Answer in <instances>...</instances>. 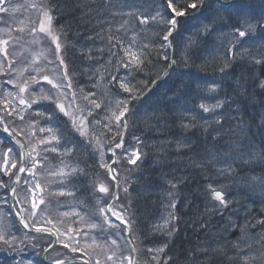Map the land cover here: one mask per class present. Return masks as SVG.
<instances>
[{"label":"trees","instance_id":"16d2710c","mask_svg":"<svg viewBox=\"0 0 264 264\" xmlns=\"http://www.w3.org/2000/svg\"><path fill=\"white\" fill-rule=\"evenodd\" d=\"M158 1L161 3V0ZM175 1L178 5H185L188 0ZM259 1L261 0H247L236 2L228 8L216 7L213 14H208L209 12L204 11L213 5L210 2L197 16L180 20L178 31L172 38L173 68L143 101L132 105L131 114L136 123L131 122L125 140V150L119 155L116 168L117 171H122L123 177L126 178L133 166L124 159L123 154L134 147L138 148L140 159L137 170L141 182L137 181V185H132L134 194L137 195L134 231L141 233L143 227L148 234L147 239L157 232L155 243L161 242L164 236L167 246H181L182 250L172 251L174 264H264V213L254 210L243 213L242 207L246 202L244 199L239 200V196L245 194L243 188H227L229 193L236 192L238 196L237 200L227 202L222 212L221 208H215L208 200L211 194L208 189L200 205L192 204L189 210L178 204L181 198L187 206L191 203L193 195L201 192L200 188L204 184L200 178L215 173L213 167H217L218 158L229 166L231 173L240 170H245L248 174L258 173L253 162L264 157V1ZM104 3L105 0H48L46 6L54 12V23L64 35L65 42L62 48L57 50L61 62L57 60L59 63L55 71L57 74L61 73L71 86L69 98L84 107L97 102L110 108L114 102L119 109L127 98L141 94L167 67L168 52L164 49L162 40V30L166 28V24H148L146 21L139 22L137 28H134V25L119 26L118 29L110 31V26L102 27L104 20L99 18L103 15L101 12L105 8ZM141 3L154 4L157 0H121L120 5L141 7ZM210 15L214 16L209 17ZM25 19L30 22L22 28H14V33L9 34L6 44L18 36L17 41L27 43V38L34 33L36 22L32 21L30 16ZM133 39L135 43L138 41V44H135L136 65L132 64L123 50L124 56L118 54L112 61L105 63L104 68L99 69L100 59L109 50ZM29 45L34 47L32 43ZM10 50L15 51V45L4 53L8 64L16 61L15 56L9 54ZM229 51L235 55L229 57L232 58V66L221 64L220 68L219 58L223 57L222 53ZM246 52L248 55H245ZM257 53L260 58L258 63ZM24 57L20 58V62L25 59V68L41 61L40 55L35 56L29 53L28 49L24 51ZM225 61L230 60L225 58ZM236 61L250 66L251 69H258V80H255L252 73L245 72V66H236ZM222 68L225 70L226 79L234 83V87L218 95V107L226 109L230 117L222 111L224 114H220L218 122L214 123L200 110L199 106L203 105V111L206 106L199 98L205 94L203 89L210 77L217 71L220 73ZM241 75H245L242 77H247L248 81H245L246 78L238 81ZM43 76L44 71L41 70L20 84L30 86L33 82H43ZM48 77L52 79V76ZM35 107L44 108L46 111L38 114L35 130L39 129L38 126L48 123L57 127V120L61 116L54 101L29 103L27 106L28 111ZM160 108L164 112V118ZM180 111L181 116L177 119L175 115ZM48 112L51 114L49 119L45 116ZM189 112L192 113V118ZM32 116L27 115L26 120ZM231 116L237 120L244 116L245 121L239 127L233 126V123H230L233 118ZM181 117H184L187 123L193 121V125L185 127L184 130L189 132L187 135L196 136H190L187 140L182 138L184 136L175 128ZM200 122H206L204 124L207 128L194 134L198 131ZM179 124L182 125L181 122ZM230 124L232 131L229 130ZM194 139L203 142L194 143ZM0 141V148H4L7 143ZM23 141L27 145L36 143V139H33L34 142ZM139 141L140 145H137ZM191 143L193 149L200 146L201 151L208 149L213 152V167H210L211 160L208 159L205 168L207 160L200 156L204 153L192 150L190 154L185 155L192 159L191 164L198 166V172L195 167L189 171L191 176L197 177L195 180L201 186L184 190L180 184L182 179L189 177V173L186 170H175L174 163L183 155L182 150H188ZM56 161L58 160L52 159L49 164ZM87 166L83 174L89 179H97L101 175L95 159L88 160ZM7 176L9 174L5 172L0 173V197L7 195L10 187ZM164 178L176 182L172 187H167L171 200L167 206L159 209L158 218L150 220L156 199L147 196L153 186L151 181ZM219 180L220 176L217 175L209 179V182L218 183ZM137 186H141L140 191ZM258 194L264 192L259 191ZM209 209L219 215L213 218L212 223L206 218ZM200 228L204 230L199 231ZM140 251L141 263H149L150 259L145 255L146 250L143 248ZM7 252V245L4 246L0 240V264H17L15 260L10 259L11 255ZM156 264L161 263L156 261Z\"/></svg>","mask_w":264,"mask_h":264},{"label":"bare ground","instance_id":"6f19581e","mask_svg":"<svg viewBox=\"0 0 264 264\" xmlns=\"http://www.w3.org/2000/svg\"><path fill=\"white\" fill-rule=\"evenodd\" d=\"M157 3L160 4V2L158 0H157ZM157 3L154 5V7H155L154 9L158 8V4ZM213 8H214L213 6H210L208 8V12H209L208 14H213L214 13V9ZM212 16H214V15H210L209 17H212ZM242 76L243 75H241V77H240V79H238V81H242V80L245 79V78H243L244 76L243 77ZM222 83H224V82L222 81ZM244 121H245V117L244 116H243V118L241 120H237L236 118H234V119L232 118L233 126H236V127H239L241 125V123L244 122ZM192 150H194V152L204 153V154H200V155H202L204 157H211V154L213 153V152L209 151L208 149H205V150L201 151L200 148L199 149L198 148H194L193 149L191 147L188 150L184 151L182 153L183 155L180 156L178 158V160L175 161V163H174L175 170L183 171V170H190V167H195V168L198 167L195 163L191 164L192 159L187 158L185 156V155L190 154L192 152ZM194 156H196V153H195ZM194 156H192V157H194ZM234 187H235V185L231 184V185L225 186L224 189L232 188L234 190Z\"/></svg>","mask_w":264,"mask_h":264},{"label":"rangeland","instance_id":"374dc122","mask_svg":"<svg viewBox=\"0 0 264 264\" xmlns=\"http://www.w3.org/2000/svg\"><path fill=\"white\" fill-rule=\"evenodd\" d=\"M1 6V5H0ZM1 8V7H0ZM4 8H6V7H4ZM7 9V8H6ZM9 11L12 13V16L10 17V20L12 21V22H14V21H16L17 19H18V22H19V25L21 24L20 23V18H19V15L17 14V16L15 17V15L13 14V13H15V11L11 8V9H9ZM16 18V19H15ZM5 27H7V26H5ZM52 74H53V71H52ZM55 78V77H54ZM58 82H60V84H61V87H63V81H62V79L61 78H59L58 79ZM9 89V88H8ZM7 89V90H8ZM6 100H7V104H10L9 106H12L11 104H14V93H13V91L12 90H8V92H7V95H6ZM15 104H16V102H15ZM15 106V105H14ZM9 154H10V152H9ZM5 155V154H4ZM7 157H9V155H5V157H4V161H5V163H4V167H5V164L7 163ZM2 161H3V159H2ZM192 181V180H191ZM194 181V180H193ZM198 182V181H197ZM1 221H3V216L1 215V213H0V222ZM118 237V233L116 232V230L113 232V234L111 235V238L112 239H115V238H117ZM117 249H120V246H117ZM124 251H126V248L124 247V246H122L121 247V250H120V252H119V254H122ZM97 261H98V259H97ZM114 262H112V264H113ZM99 264H100V260H99ZM119 264V263H118Z\"/></svg>","mask_w":264,"mask_h":264},{"label":"water","instance_id":"95a60500","mask_svg":"<svg viewBox=\"0 0 264 264\" xmlns=\"http://www.w3.org/2000/svg\"><path fill=\"white\" fill-rule=\"evenodd\" d=\"M166 46L168 47V48H170V46H169V44H168V41H166ZM128 105H125V110H127V107ZM6 135L10 138V139H13L9 134H7L6 133ZM18 144V143H17ZM19 145V144H18ZM19 148H20V151H21V163H22V161H23V154H24V150H23V148L19 145ZM20 170H21V167L19 168V170L17 171V173H16V176H15V179H14V187H13V189H12V191H11V203H12V199H13V194H14V190H15V188H16V185H17V183H18V178H19V173H20ZM85 264H86V262H84Z\"/></svg>","mask_w":264,"mask_h":264}]
</instances>
